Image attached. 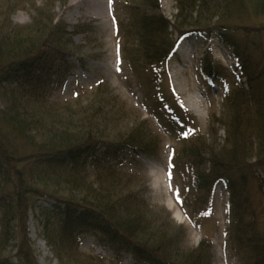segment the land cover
Instances as JSON below:
<instances>
[{"label": "trees", "instance_id": "trees-1", "mask_svg": "<svg viewBox=\"0 0 264 264\" xmlns=\"http://www.w3.org/2000/svg\"><path fill=\"white\" fill-rule=\"evenodd\" d=\"M237 2L245 3L178 0L180 14L173 23L163 13L162 0H142L133 15L135 31L129 32L136 38V48L130 53L136 57L135 64L140 63L151 74V83L160 87L179 40L190 34L183 27L189 18L198 13L196 22L210 20L214 10L228 12ZM258 7L263 9L264 3ZM37 22L32 30L0 32V60L8 61L4 63L6 68L0 65V245L16 240L15 257L20 264H39L27 236L32 212L61 264H106L100 255L80 250L79 237L84 227L98 229L113 241L123 242L125 250L136 258H154L159 264H212L211 240L203 239L196 248L183 250L170 216L146 204L135 174L125 171L120 162L99 154L102 149L116 154L157 152L158 143L151 140L144 122H130L131 129L122 132L121 127L134 116L126 103L106 83L99 84L88 96L82 91L72 101L53 100L55 90L69 77L68 58L73 55L74 42L65 24L55 16L48 17L46 23L39 22L36 28ZM222 27L209 30L196 26L209 36H222L240 60L242 75H236L234 85L226 86L227 101L234 109L233 131L222 147L215 140L217 130H211L210 143L192 133L191 149L184 152L189 158L191 189L194 196L197 193L192 204L197 219L202 220L210 213L215 187L225 182L232 195L235 251L248 264H264V216L249 193L250 184L255 191V181L262 188L264 179L253 178L252 174L235 177L248 168L246 160L253 151V139L260 150V160L264 152V55L261 71L243 82L251 67L258 64L257 69L261 64L241 48L233 35L227 39ZM203 66L210 82L223 78L218 70L223 68L213 64L211 58ZM218 120L212 114L211 126ZM205 164L209 168H203ZM49 203L55 209H65L66 216L58 219L61 212L45 207ZM83 217L94 218L99 225L83 223ZM7 260L10 259L0 250V264Z\"/></svg>", "mask_w": 264, "mask_h": 264}, {"label": "rangeland", "instance_id": "rangeland-1", "mask_svg": "<svg viewBox=\"0 0 264 264\" xmlns=\"http://www.w3.org/2000/svg\"><path fill=\"white\" fill-rule=\"evenodd\" d=\"M243 1L245 3L237 2L228 12L218 13L214 10L209 15V21L196 22L198 13L189 18L188 25L183 27L190 34L178 42L175 54L170 57L166 66L161 86L158 87L151 83V74L142 69L140 63L137 62L136 65V57L130 54L136 48V38L129 32L135 31L133 15L142 0H111V3L110 0L107 3L105 0L104 15L108 11V16L104 18H97L94 12H88L84 8H75L71 0H0V32L4 34L16 30L27 31L26 28L32 30L37 20L36 28L39 22L46 23L50 16H55L58 22L65 24L69 37L74 42L71 50L73 55L68 58L71 71L62 86L55 90L53 100L72 101L82 91H86L88 96L99 84L106 83L126 103L128 112L134 115L121 127L122 132L127 133V129H131L130 122L137 125L144 122L148 126L152 134L151 140L158 143L155 147L157 152L116 154L102 149L99 154L120 162L125 171L135 174L138 190L143 191L146 204L157 212L164 211V216H170L174 231L181 238L183 250L196 248L203 239L211 240L212 264H248V260H243L235 251L232 195L225 182H220L213 191L210 213L202 220L197 219L192 204L197 193L194 196L191 189L189 158L184 152L191 149L192 133H198V137L202 136L203 140L210 143L211 130H217L215 140L218 146L225 145L227 137L233 131L231 121L234 112L227 101L226 86L234 85L236 75H242V72L240 60L234 49L223 41L224 38H219L218 33L209 36L196 26L209 30L217 26L226 27L221 29L227 35L226 38L233 35L241 48H246L248 55L254 56L261 64L264 55V7L260 10L258 5L264 3V0ZM177 3L178 0H162L163 13L173 23L178 21L177 16L180 14ZM209 58L213 60V64L223 68L222 71L218 69L223 73L219 76L223 78L218 77L210 82L204 75L203 62ZM5 62L8 61L0 60L3 68L7 67ZM256 66L258 64L251 67L243 82H248L251 75L261 71L263 65L254 69ZM256 87L260 85L257 84ZM248 88L249 85L246 89ZM192 101H196L199 108L195 109ZM192 106L194 110H189ZM214 113L219 120L211 126ZM252 141L255 145L250 158L246 160L248 168L236 173V178L252 174L253 178L261 176L264 179V152L260 160V150L255 139ZM206 157L209 158V155ZM206 167L209 168V165L203 166ZM154 171L161 175L162 182L157 183ZM166 187L170 190L168 195L165 193ZM254 188L255 191H252L250 184L249 193L264 216V187L261 188L255 181ZM249 193L245 191L246 195ZM45 207L54 209L53 212L60 211L58 219L66 216L65 209H55L53 203ZM82 222L99 225L98 220L89 217H83ZM81 230L83 234L80 232V250L85 254L100 255L106 264H159L154 258H136L134 253L125 250L123 242L113 241L111 236L98 229L84 227ZM15 235L19 236L18 230ZM27 236L32 242L39 264H61L44 240L40 220L32 212L28 219ZM16 245V240L0 245L1 255L10 259L5 264L21 263L15 257Z\"/></svg>", "mask_w": 264, "mask_h": 264}, {"label": "bare ground", "instance_id": "bare-ground-1", "mask_svg": "<svg viewBox=\"0 0 264 264\" xmlns=\"http://www.w3.org/2000/svg\"><path fill=\"white\" fill-rule=\"evenodd\" d=\"M104 1L105 0H71V3H72V6H74L77 9L78 8H84V10H86L88 12H91V13L94 12L95 17L104 18V17L108 16V11L104 15V12H105L104 6H106ZM107 1L108 0H106V3H107ZM192 99H195V97H193ZM192 103H193V106L195 107V109L199 108L196 101H192ZM193 106L189 107V110H194ZM154 172L156 173L155 176H156L157 183L162 182L161 175L158 173V171H154ZM154 172L152 173V175L154 174ZM166 186H167V184H166ZM166 189H167V191H165V193H166V195H168L170 193V190L168 187H166Z\"/></svg>", "mask_w": 264, "mask_h": 264}, {"label": "snow or ice", "instance_id": "snow-or-ice-1", "mask_svg": "<svg viewBox=\"0 0 264 264\" xmlns=\"http://www.w3.org/2000/svg\"><path fill=\"white\" fill-rule=\"evenodd\" d=\"M110 3H111V0H110ZM117 70H119V69H117Z\"/></svg>", "mask_w": 264, "mask_h": 264}]
</instances>
